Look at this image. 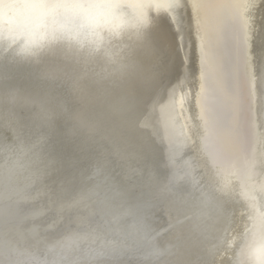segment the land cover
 <instances>
[{"label":"snow or ice","instance_id":"1","mask_svg":"<svg viewBox=\"0 0 264 264\" xmlns=\"http://www.w3.org/2000/svg\"><path fill=\"white\" fill-rule=\"evenodd\" d=\"M120 7L110 0H0V18L5 11L24 15L39 30L49 17L73 13L98 22ZM169 7L171 31L144 22L126 57L102 74L90 75L55 51L0 59V264H215L177 258L169 245L183 249L193 236L229 224L228 199L212 189L194 195L186 186L199 183L191 171L162 174L163 154L144 134L162 105L179 102V120L185 95L204 110L200 5L172 0ZM235 43L264 100V8L259 29L242 20ZM165 160L168 168L175 157ZM37 206L45 229L34 241L22 239ZM53 239L52 258H45L40 249ZM250 256L264 264L258 249Z\"/></svg>","mask_w":264,"mask_h":264},{"label":"bare ground","instance_id":"2","mask_svg":"<svg viewBox=\"0 0 264 264\" xmlns=\"http://www.w3.org/2000/svg\"><path fill=\"white\" fill-rule=\"evenodd\" d=\"M8 0H4L7 3ZM121 5L115 14L93 21L73 13L49 17L46 26L35 29L24 15L5 11L0 18V59L33 60L51 51L82 68L90 75L110 71L123 60L145 31L144 22L158 30H168L167 13L172 0H110ZM183 2V0H181ZM196 10L203 36L205 98L203 112L183 96V115L176 119L181 105L160 106L155 127L149 124L144 134L155 137L158 165L162 174L184 175L191 171L199 181L187 188L199 195L201 190L223 192L232 214L229 224H218L204 236H193L183 248L169 245L177 258L213 259L215 264H258L250 249L264 255V100L258 81L250 82L239 59L235 36L242 20L259 29L264 0H197ZM257 5L251 7V5ZM99 23L101 27L95 25ZM190 43V42H189ZM185 49L181 46L177 64ZM191 85L185 84L187 92ZM181 90L177 89V101ZM14 102V96L10 97ZM171 153L174 163L164 167ZM2 163V162H0ZM27 183V181H25ZM38 205L42 200L35 193ZM42 207L32 209L24 225L22 239L36 240L45 229ZM162 236L167 227L159 225ZM53 239L40 249L52 258Z\"/></svg>","mask_w":264,"mask_h":264}]
</instances>
